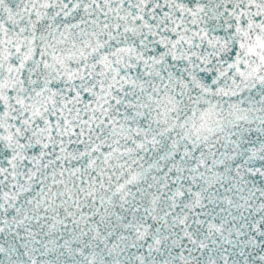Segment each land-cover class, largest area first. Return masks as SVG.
Listing matches in <instances>:
<instances>
[{"label": "snow or ice", "instance_id": "snow-or-ice-1", "mask_svg": "<svg viewBox=\"0 0 264 264\" xmlns=\"http://www.w3.org/2000/svg\"><path fill=\"white\" fill-rule=\"evenodd\" d=\"M0 264H264V0H0Z\"/></svg>", "mask_w": 264, "mask_h": 264}]
</instances>
